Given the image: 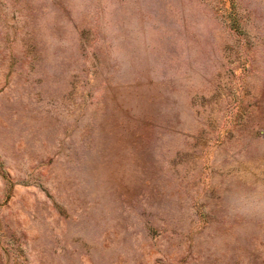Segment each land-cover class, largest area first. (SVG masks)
<instances>
[{"label":"rangeland","instance_id":"obj_1","mask_svg":"<svg viewBox=\"0 0 264 264\" xmlns=\"http://www.w3.org/2000/svg\"><path fill=\"white\" fill-rule=\"evenodd\" d=\"M0 264H264V0H0Z\"/></svg>","mask_w":264,"mask_h":264}]
</instances>
